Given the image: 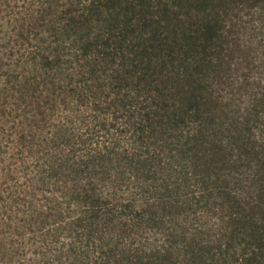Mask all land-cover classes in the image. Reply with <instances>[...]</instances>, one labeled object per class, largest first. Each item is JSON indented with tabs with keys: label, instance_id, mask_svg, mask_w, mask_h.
<instances>
[{
	"label": "trees",
	"instance_id": "trees-1",
	"mask_svg": "<svg viewBox=\"0 0 264 264\" xmlns=\"http://www.w3.org/2000/svg\"><path fill=\"white\" fill-rule=\"evenodd\" d=\"M0 264H264V0H0Z\"/></svg>",
	"mask_w": 264,
	"mask_h": 264
},
{
	"label": "rangeland",
	"instance_id": "rangeland-1",
	"mask_svg": "<svg viewBox=\"0 0 264 264\" xmlns=\"http://www.w3.org/2000/svg\"><path fill=\"white\" fill-rule=\"evenodd\" d=\"M231 10L235 12V10H233V9H231ZM235 58L237 59V56Z\"/></svg>",
	"mask_w": 264,
	"mask_h": 264
}]
</instances>
